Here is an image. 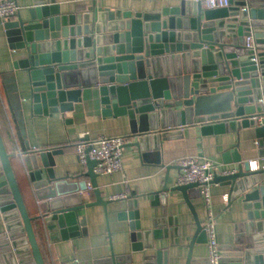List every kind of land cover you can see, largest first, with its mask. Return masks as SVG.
Returning <instances> with one entry per match:
<instances>
[{
	"label": "water",
	"instance_id": "95a60500",
	"mask_svg": "<svg viewBox=\"0 0 264 264\" xmlns=\"http://www.w3.org/2000/svg\"><path fill=\"white\" fill-rule=\"evenodd\" d=\"M178 1L160 11L134 13L131 8L99 7L92 0L85 12L63 14L57 0H31L29 17L24 19L19 11L4 27L10 48L22 54L14 67L24 72L33 113L64 115L82 101L84 87L96 86L103 115L129 119L135 141L124 147L135 146L142 155L159 133L197 124L203 135L254 127L264 158V0H229L228 6L218 8H205L199 0ZM249 35L255 38L254 49L245 44ZM62 152L54 147L30 150L20 160L40 201L42 213L32 216L14 170V154L0 132V207L7 227L0 235V264H46L34 220L43 219L51 239H68L85 231L81 209H106L117 200L103 196L94 171L97 160L88 158L81 174L58 176L55 156ZM222 159L238 164V170L216 174L212 182H225L230 195L241 199L246 232H263L264 168L252 171L237 147L224 151ZM84 175L88 181H70ZM167 183L154 193L156 198L181 191L196 218L195 236L207 243L192 201L200 196L199 184ZM88 189L96 199L85 203L79 192ZM127 200L128 208L119 216L130 219L134 250L174 233L166 225L142 229L137 198ZM263 239L253 237L244 247L220 245L218 264H264ZM158 264L168 262L159 259Z\"/></svg>",
	"mask_w": 264,
	"mask_h": 264
},
{
	"label": "crops",
	"instance_id": "0c3cea01",
	"mask_svg": "<svg viewBox=\"0 0 264 264\" xmlns=\"http://www.w3.org/2000/svg\"><path fill=\"white\" fill-rule=\"evenodd\" d=\"M178 2L97 0V5L111 10L131 8L135 13L160 11ZM18 3L20 13L27 19L31 0H18ZM57 3L63 14H72L85 12L92 0H57ZM4 23L0 19V132L8 152L14 154V170L28 211L30 215L37 216L42 213L38 205L40 201H37L27 171L20 161L26 152L63 148V152L55 156L56 173L58 176H75L86 171V165L79 162L76 153V143L82 133H86L89 139L118 135L126 136V143L135 139L130 136L127 116L103 115L101 95L96 86L83 88L82 101L75 104L73 111L64 115H35L31 109L29 87L23 79L24 72L14 67V61L20 59L22 54L10 48ZM158 136L154 140L157 147L152 141V149L145 155L137 147L126 145L123 170L98 176V184L106 199L121 193L127 196L109 203L106 209L100 205L81 209L79 214L84 219V232L80 230V234L68 239L59 236L51 239L43 219L37 220L38 237L47 264H158L159 259L162 262L167 260L168 264H207L208 244L197 240L196 218L182 192L169 191L164 199L156 198L154 193L162 189L166 179L168 187L177 184L181 173L178 161L184 157L214 160L219 164L217 174H221L225 169L238 167V164L225 163L222 159L224 151L237 147L243 162L257 160L258 164H264L255 142V128L242 126L224 133L203 135L200 126L194 124L173 129L163 136L159 133ZM169 165L170 169L167 168ZM72 180L88 181L89 177L84 175ZM211 189L216 229L222 247H244L253 242V237L264 235V231L255 232L254 235L246 232L243 226L246 211L242 208L241 199L230 195L229 185L215 182ZM79 193H82L85 203L96 199L92 190ZM129 196L137 198L142 229L166 225L174 227V233H164L162 237L153 239L152 246L134 250L130 219L119 216L121 211L128 208ZM192 201L197 218L203 224L206 211L201 193L199 197L195 195ZM6 231V219L0 207V235ZM140 242L144 244L145 240ZM110 257H113V261Z\"/></svg>",
	"mask_w": 264,
	"mask_h": 264
},
{
	"label": "built area",
	"instance_id": "2783aa9c",
	"mask_svg": "<svg viewBox=\"0 0 264 264\" xmlns=\"http://www.w3.org/2000/svg\"><path fill=\"white\" fill-rule=\"evenodd\" d=\"M205 8H218L229 5V0H199ZM20 11V5L16 0L0 1V19L6 21L15 17ZM245 44L249 48H256L255 38L249 35L245 39ZM86 133L80 135L79 141L76 143V153L79 162L86 165L87 159L97 160L94 171L99 175L112 174L123 170V153L126 143V136H101L96 139H85ZM91 147L87 152L88 147ZM264 159V158H263ZM181 167V173L178 176L177 184L197 183L199 184L200 193L204 201L206 211V219L203 228L207 235V244L209 248V260L211 264H218L221 257L219 251V238L216 229V214L213 207V194L211 186L213 179L217 174L219 164L211 159L204 158L200 160L197 157H184L178 161ZM251 170L264 168V164H258L257 160L250 161ZM237 168L225 169L221 171L222 175L234 173ZM91 189V186H88ZM125 193L112 195L111 199L125 198ZM225 200L228 201L227 195Z\"/></svg>",
	"mask_w": 264,
	"mask_h": 264
},
{
	"label": "trees",
	"instance_id": "16d2710c",
	"mask_svg": "<svg viewBox=\"0 0 264 264\" xmlns=\"http://www.w3.org/2000/svg\"><path fill=\"white\" fill-rule=\"evenodd\" d=\"M33 225H34V229H35V232H36V236H37V239H38L39 245H40V247H41V251H42L43 257H44L43 249H42V246H41V244H40V239H39V237H38L37 220H34V221H33ZM44 260H45V257H44ZM45 263H46V261H45ZM46 264H47V263H46Z\"/></svg>",
	"mask_w": 264,
	"mask_h": 264
}]
</instances>
